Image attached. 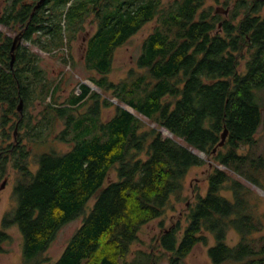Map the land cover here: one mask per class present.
<instances>
[{
  "label": "trees",
  "instance_id": "obj_1",
  "mask_svg": "<svg viewBox=\"0 0 264 264\" xmlns=\"http://www.w3.org/2000/svg\"><path fill=\"white\" fill-rule=\"evenodd\" d=\"M37 2L2 0L0 23L66 66L74 62L73 39L91 19L96 28L81 64L119 104L103 118L113 102L82 82L79 92L71 87L58 99L72 75L62 69L50 78L38 51L21 43L11 66L12 37L0 32V122L14 115L22 143L14 155L20 179L8 222L23 235L25 264H158L164 255L178 264L196 244H207L209 234L213 264H264V198L250 185L264 191L256 137L264 128V0H224L226 16L204 0ZM154 18L137 58L140 71L108 80L116 47ZM125 104L157 127H145ZM208 159L206 191L189 202L185 223L178 218L156 237L161 253L136 250L126 260L141 226L163 217L173 197L187 199V172ZM78 216L81 224L60 256L46 259L57 230ZM230 231L239 235L234 244L227 242Z\"/></svg>",
  "mask_w": 264,
  "mask_h": 264
},
{
  "label": "rangeland",
  "instance_id": "obj_2",
  "mask_svg": "<svg viewBox=\"0 0 264 264\" xmlns=\"http://www.w3.org/2000/svg\"><path fill=\"white\" fill-rule=\"evenodd\" d=\"M172 0H162V3H166ZM2 4V0H0V6ZM204 6H213V8L216 10V8H220L222 11L219 13L223 16H226L229 11V7L226 8L224 4V0H204L203 2ZM228 9L227 13H224V10ZM262 14H264V9ZM91 19H87L85 28L78 33L75 39L72 41V48L71 52L73 54V60L74 62L70 64H66V66H63V64L56 59L54 56H52L53 53L45 52L43 49H39L36 46L30 44L28 40H22L21 45L30 47V50H36L41 55L42 60L40 61L41 67L46 70L50 78H55L60 74V71L62 69H65L67 71V74L72 75L70 79L69 86L59 92L58 99L63 100L65 98L66 93H69V90H71V87H73V90L76 92L78 91V82H85L89 85L90 89L93 91L98 92L103 97L109 98L113 105L110 107L104 108L102 111V117L108 118L114 110L115 105H118V101L115 97H110L108 93H104L101 91V89L96 86L88 77L91 75H94V72L86 69L82 64L81 61L83 59L84 55V43L86 42L87 38L89 37V34L92 33V31L95 29V22H90ZM157 25L156 18L151 19L144 23L137 31L134 33L127 41H125L123 44L116 47L113 53V63L112 68L107 73V79L112 81H121L123 79H126L128 72L130 70L134 71H140V68L136 66L137 64V58L139 54L141 53V43L142 40L155 28ZM0 32L4 33L7 36L14 37L17 33V30L15 29H9L5 25L0 23ZM75 63V64H74ZM49 99V97H48ZM40 100H35L33 106H30V111L32 114H37L40 110L39 108ZM127 109L132 111L144 124L145 127H157L156 123L152 122L151 120L147 119L146 117L142 116L139 113H135L134 110L131 109L128 105H124ZM144 127V128H145ZM163 136H172V133H170L166 128L161 127L159 128ZM256 137H258L259 142L258 146L259 149H262L264 152V128L260 127L258 130ZM181 141L180 139H178ZM26 148L29 147L31 149V144L29 143L28 139L23 140ZM36 146V145H35ZM58 148H65L61 144L56 145ZM45 147L40 146L38 149H44ZM35 151L38 149L33 147ZM195 152L200 154L202 157L206 159V154L203 152L194 149ZM211 161L210 159L207 160V163H204L199 166H193L189 169L187 172L185 178H184V188L182 191V196H184L187 199L184 200H178L176 197H173L171 199V204L166 209L165 214L163 217L155 218L141 226V228L138 231V238L134 240V242L130 245V252L126 256V260H130L136 250H145V251H151L154 253L160 254L162 251V248H160L156 242V237L163 231L167 230V228L175 222L178 218L180 220L182 219V222L185 223L184 217L187 212V207L189 205V202L194 200L195 194L197 192H200L202 194L205 193L207 188V173L211 169ZM30 168L34 170L36 168L35 164H31ZM19 172H14V176L12 178L13 181L18 177ZM111 177H115V173H111ZM251 187L256 190L263 198H264V192L255 184H250ZM9 187V186H8ZM9 191V188L7 189ZM7 191L3 192L2 194L6 193ZM228 195V192H227ZM186 200V201H185ZM93 204V199H90L88 202V207L86 210L88 211L89 207ZM15 200L12 198L11 193L10 194H0V223H1V217L4 215L5 212L10 213L15 208ZM262 207H264V202L262 203ZM83 216H78L75 219H72L68 221L67 223L63 224L56 232L54 238L48 245L47 249L44 251L43 256L51 261L56 260L60 254L62 253L67 241L71 237V235L74 233V231L80 226ZM9 233L8 240L3 243L5 250L4 252H1L2 259L5 261H8L9 264H23L22 258H21V241H22V234L21 231L17 228V226L12 225L5 229ZM264 233V231L262 232ZM208 243L207 244H196L192 251L179 262V264H213L207 254V249L209 246L213 245L215 243V239L213 234L208 235ZM239 235L234 232L230 231L227 234V242L229 244H234L238 241ZM169 258L167 255H164L158 264H169ZM122 264V261L120 262Z\"/></svg>",
  "mask_w": 264,
  "mask_h": 264
},
{
  "label": "flooded vegetation",
  "instance_id": "obj_3",
  "mask_svg": "<svg viewBox=\"0 0 264 264\" xmlns=\"http://www.w3.org/2000/svg\"><path fill=\"white\" fill-rule=\"evenodd\" d=\"M94 27L96 28V25ZM91 34L92 33L89 34V37ZM85 47H86V42L84 43V52H85ZM13 119H15L14 115H10L9 120L6 123L0 122V194L4 195L7 193L8 194L11 193L12 198L14 199L15 198L14 190L15 187L18 185L17 183L20 179V170L15 166L16 161L14 160V155L15 152H18L20 150L22 143L18 139L20 135L18 134V130L16 128L17 126L14 125ZM14 172H19L18 177L15 179V181L12 180L14 176ZM8 188L9 191H7ZM5 191L7 192L2 194ZM7 212H5L4 215L1 217V223H0V264H9L8 261L2 259V254H1V252H4L5 250L3 243L6 242L9 237V233L5 231V229H7L12 225L17 226L14 223L10 224L8 222L9 220H11L8 217L9 216L8 214H10L11 212L10 213ZM21 247H22L21 258L23 261L22 263L25 264L27 260V254L24 252L23 235H22Z\"/></svg>",
  "mask_w": 264,
  "mask_h": 264
},
{
  "label": "water",
  "instance_id": "obj_4",
  "mask_svg": "<svg viewBox=\"0 0 264 264\" xmlns=\"http://www.w3.org/2000/svg\"><path fill=\"white\" fill-rule=\"evenodd\" d=\"M44 0H38L37 4H36V7H38ZM216 11L217 12H220L222 11L220 8H216ZM228 11V9H225L224 10V13L226 14ZM22 40V34H21V31L18 32L12 39V45H11V49H10V52H11V60H10V64L12 66L13 64V61L15 59V49L17 47V44H19ZM85 83V82H83ZM88 85V84H87ZM17 110L21 113L22 110H23V101L20 99L19 103H18V106H17ZM226 136H227V129H224L222 135H221V139H220V142L218 144V146H222L225 142V139H226ZM215 150V148H214ZM264 192V191H263Z\"/></svg>",
  "mask_w": 264,
  "mask_h": 264
},
{
  "label": "bare ground",
  "instance_id": "obj_5",
  "mask_svg": "<svg viewBox=\"0 0 264 264\" xmlns=\"http://www.w3.org/2000/svg\"><path fill=\"white\" fill-rule=\"evenodd\" d=\"M21 43V42H20Z\"/></svg>",
  "mask_w": 264,
  "mask_h": 264
}]
</instances>
